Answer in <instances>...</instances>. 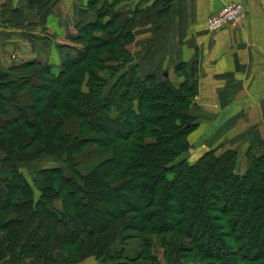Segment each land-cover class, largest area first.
Returning a JSON list of instances; mask_svg holds the SVG:
<instances>
[{
	"label": "trees",
	"instance_id": "trees-1",
	"mask_svg": "<svg viewBox=\"0 0 264 264\" xmlns=\"http://www.w3.org/2000/svg\"><path fill=\"white\" fill-rule=\"evenodd\" d=\"M133 20L131 12L114 41L93 35L113 20L103 25L82 18L74 39L91 32L90 52L62 45L78 54L65 56L58 72L40 60L0 67L5 159L21 163L53 155L79 178L61 166L44 169L50 183L37 196L22 166L0 169V259L21 264L28 255L34 264L74 263V254L111 252L110 243L122 239V231L135 230L145 241L150 233L189 237L188 250L219 264H264V154L249 153L244 174L237 171L234 149L209 150L195 161L182 157L197 126L190 114L196 85L183 64L177 72L187 75L179 86L168 77L156 82L152 74L141 78L133 71L103 93L104 80L91 69L92 89L82 90L77 63H103L102 54L93 58L91 51L113 54L106 49L117 45L126 61ZM34 67L25 76L16 74ZM93 154L105 159L88 174L76 169ZM125 252L122 247L111 257L124 264L119 259L128 257Z\"/></svg>",
	"mask_w": 264,
	"mask_h": 264
},
{
	"label": "crops",
	"instance_id": "crops-1",
	"mask_svg": "<svg viewBox=\"0 0 264 264\" xmlns=\"http://www.w3.org/2000/svg\"><path fill=\"white\" fill-rule=\"evenodd\" d=\"M92 1L0 0V64L40 60L46 41L72 45L81 22L73 16H82ZM237 1L247 6L243 22L210 32L208 17ZM117 10L134 14L132 45L148 46L142 72L162 64L173 79L177 66H185L196 85L190 110L198 146L230 145L243 157L264 154V0H117ZM143 262L134 264H151Z\"/></svg>",
	"mask_w": 264,
	"mask_h": 264
},
{
	"label": "rangeland",
	"instance_id": "rangeland-1",
	"mask_svg": "<svg viewBox=\"0 0 264 264\" xmlns=\"http://www.w3.org/2000/svg\"><path fill=\"white\" fill-rule=\"evenodd\" d=\"M104 9H108L109 11L106 17H102L101 15H99V13H102ZM73 18L76 21H80V19L82 18L86 21L98 20L102 22L103 25L105 24L106 20H113V24H109L108 27H106L105 29H97L93 31L94 34H92L94 36H97V38H102V40L111 39L116 41L115 34H117V32H120L118 31L120 24L124 22V20L127 21L128 18H130V13L119 12L117 10V0H103V2L97 1L92 8L87 10L85 16L74 15ZM134 20L132 23H130L132 26L134 23H136L134 22ZM82 34V37H80L78 41H75L74 39V41L72 42V46L90 52V48H87V44L91 43V32L86 33L84 31L82 32ZM120 42L122 43L123 40L121 39ZM133 42L134 40L124 47V49L129 53V56L127 57L126 61H124V57L122 58L119 54L117 49L121 47L117 45L115 47L113 46L108 47L107 49L105 48L106 50H110L112 48L111 50H114L113 54H110L109 52H104L103 50L91 51L93 58H95L94 55L98 57V55L96 54H102L101 58L103 59V63L99 64L96 60H89L83 63H77L75 68H79V72L83 71L82 78L84 80L82 90L84 92H87L92 89L90 83L88 84V79L90 78L89 73L91 69H94L97 73V76L104 80V84H102L101 88L103 93H107L114 86L116 80L121 75L127 73L128 77H130L133 71L137 72V74L141 78H146L148 75L152 74L155 76L154 81L156 82H163L164 80H166V75L163 73V69L161 68L162 64H154L151 65L152 67H150L149 69H147L146 67V70L144 72L141 71L143 69L142 66H146V63L144 64L142 62V60H144L145 58H143L141 54H147L148 46L145 45L143 47H140L138 45H132ZM51 43L52 41L49 43H47L46 41L44 50L46 51L47 56L42 57V55L40 61H42L43 64L50 65L54 71L58 72L62 69V62L64 57L70 54H74L73 57H75L77 56L76 54H78V51L76 53V50H73L72 48L63 47L62 45L56 44L55 47H51ZM32 51L33 50H30V52L28 53L29 59L31 55H33L31 53ZM37 54L38 56H40L39 50L37 51ZM7 58L9 57L7 56ZM9 59H6V61L4 60L5 62L3 63V65L0 64V67L3 69L10 68L11 66L26 62H23V60L28 59V57L17 62H15L14 60L9 61ZM154 67H156L157 69ZM37 68L38 67H34L27 70L16 71V74H18L19 76H21V74L22 76H25L27 74H30L31 70H35ZM178 74V76L174 74L173 79H170V77H168L170 81L176 86H179L181 82L184 81V79L181 80V78H179L182 76V74ZM194 99L195 95L192 97L191 107L194 103ZM192 112L194 111L190 110V114H192ZM197 133V126H195V128L188 135L189 149L186 150L182 155V157H187L190 161L197 160L201 154L203 155L207 152L201 146H198L197 143L193 140L194 138H196ZM210 146L211 149L209 150H216L218 154H222L226 150L231 149L230 147H232L230 145L225 144H210ZM5 155V152L0 149V169H11L17 166H22V169L27 175L28 180L34 186L37 196L39 194V190L42 189L43 186H46L50 183L49 181H46L45 176L42 174V170L44 169H49L54 166H61L63 167L67 175L79 179L77 174L74 173L71 167H69L59 158L53 155H41L37 158H32L28 161H24L21 163H17L15 161L9 162L5 159ZM237 156V171L238 173L244 174L248 169L250 163L249 156L247 155L243 157V155L240 154L239 151ZM104 159L105 156H98L96 154H93L92 156L86 158L82 163H80L76 169L80 170L84 174H88L99 164H101ZM57 204L61 207L60 201H58ZM121 236L123 237L122 239L120 238L118 239V241H113L112 243L109 242L111 244V252L104 251V253L100 254L99 256L93 253L74 254L78 256L77 261L75 260L76 262L74 263H69L68 261L63 259H59L56 262L57 264H102L106 260L104 264H118L117 262L119 261L116 258H112L111 255H117L118 251H121L123 247L128 257L119 260L124 261V264H134L137 261L143 262V260L145 262H150L151 264H219L214 258L206 257L204 254L197 251L196 249H194L193 251L188 250V246H190L191 243L189 237H176L172 233H169L168 235H163L161 233H150L147 234V242L144 239V234L138 233L135 230H124L122 231ZM245 239L247 240L249 238L245 237ZM21 262V264H34L35 258L34 256L29 257L27 255ZM0 264H8L6 263V257L0 259Z\"/></svg>",
	"mask_w": 264,
	"mask_h": 264
},
{
	"label": "built area",
	"instance_id": "built-area-1",
	"mask_svg": "<svg viewBox=\"0 0 264 264\" xmlns=\"http://www.w3.org/2000/svg\"><path fill=\"white\" fill-rule=\"evenodd\" d=\"M247 15V6L243 2L226 3L218 12L207 19V28L216 32L231 26H239Z\"/></svg>",
	"mask_w": 264,
	"mask_h": 264
}]
</instances>
